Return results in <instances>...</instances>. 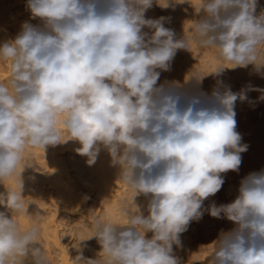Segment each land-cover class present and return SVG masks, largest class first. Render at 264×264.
<instances>
[{
  "label": "clouds",
  "instance_id": "1",
  "mask_svg": "<svg viewBox=\"0 0 264 264\" xmlns=\"http://www.w3.org/2000/svg\"><path fill=\"white\" fill-rule=\"evenodd\" d=\"M154 2L161 8L190 3L200 17L191 35L177 39L164 26L167 18H145ZM27 7L40 24L25 22L0 45V63L10 66L0 82V184L20 178L17 189L0 193L7 210L0 211V264H50L40 222L24 226L17 219L32 216L21 173L30 165L29 149L69 140L79 143L75 151L89 165L107 151L133 201L138 195L147 201L144 211L137 205L129 211L122 201L123 223L93 217L91 238L103 256L74 261L180 264L173 246L207 212L235 224L221 233L210 264H264V169L241 181L233 202L203 207L220 191L222 174L238 172L248 149L234 111L237 99H247L245 90L234 93L217 81L211 96L188 95L174 83L157 85L177 51H191L193 43L215 50L219 63L210 74L225 65L264 68V11L257 14V0H27ZM203 77L192 71L188 79ZM249 90L264 100V89Z\"/></svg>",
  "mask_w": 264,
  "mask_h": 264
},
{
  "label": "rangeland",
  "instance_id": "2",
  "mask_svg": "<svg viewBox=\"0 0 264 264\" xmlns=\"http://www.w3.org/2000/svg\"><path fill=\"white\" fill-rule=\"evenodd\" d=\"M177 5L178 4H175L174 8H161L154 2L152 8L148 9L145 13V18L156 19L165 17L167 19L164 22V26L172 29L174 32L179 25L180 29H178L182 31L181 26H183V31L181 33L178 35L175 33L177 39L182 38L184 35L190 36L191 32L189 30L192 28L195 20L200 17L198 14H194L193 16L190 15L191 17L189 16L188 20L187 17H185V19L181 16L184 13L182 12L180 5ZM23 7L25 8L27 15L32 18V14L27 7V0L23 1ZM179 8L182 14L179 12ZM257 14H259V12H257ZM184 16L188 15L184 14ZM181 19H183V21ZM33 21L35 22L34 26L40 24L38 18L33 19ZM144 31L150 30L145 28ZM0 45L2 44L0 43ZM262 48H264V46H262ZM178 53L179 50L176 54L177 57L175 56L172 61L173 63L171 62V71L167 72L171 74V80L169 81L167 80L168 78H166L165 81L177 84L186 94L211 96L214 87L217 86V81L222 82L221 87L230 88L234 93H239L242 90H245L246 92L247 99L243 101L237 99L234 105V111L236 113V131L241 134V142L247 144L248 149L246 152L241 153L242 162L238 172L228 171L223 173L222 176L225 182L220 191L214 196H210L204 200L203 207L207 208L213 202L217 205L231 203L238 196V189L241 181L250 173L259 172L264 169V100L260 99L262 95L260 91L249 90L253 88L264 89V68L257 69L251 64L247 67H243V69L242 67L225 65L226 67L216 79L214 76L215 74H210L216 70V66L219 63L215 58V50L200 49L193 43L191 45V51L181 50L179 55ZM252 70H258L260 72L257 75L261 74L260 78H263V84L256 83L255 80L251 79L249 74L246 73L251 72ZM192 71L199 72L204 76L199 83L189 81L188 78ZM172 74L177 76L172 77ZM246 75L248 76L246 77ZM239 103L245 105V109L243 108L244 110H241ZM246 123L254 132L251 136V139L254 141L253 143L250 139V141L248 140L247 134H244L245 132L243 131V128L240 127L241 125H247ZM248 125L247 127H249ZM67 138L68 135L66 133L62 134V140ZM66 143L49 146L52 148L54 147L53 151L52 148H49L51 149L49 150V153L54 152L55 149L54 154H56V158L59 161L57 170L61 177L64 178V183L66 184L68 192L73 196H80L81 200L78 210L74 212L66 211V209L62 207V200L57 194L56 188H53L44 178L43 173L49 162L48 157L50 156L45 150L42 148L29 149L27 160L30 165L26 166L22 172L26 181L38 186V189L42 190V193L45 196L43 200V203L46 204L45 207H48L53 213H55V210H58V212L54 214L55 217L53 224L56 228L59 243L62 249L67 253L69 264H87L86 261L76 262L74 260L81 254L84 259H95L97 258V255L99 257L103 256L101 246L95 238H91L94 235L93 230L90 228L92 218H110L106 213L104 203L101 201L99 194H97V189L94 187L95 185L93 182L91 183L92 176H90V167L92 169V165L90 166L87 163L88 158L79 155L71 145L70 141H67ZM46 155H48V157H46ZM122 186L121 198H123L122 201H127L128 210L138 211V206L144 211L147 203L146 198L143 195H138L133 201V192L128 189L124 183H122ZM0 211L7 212L6 208L3 209L1 205ZM145 214H147L146 211ZM31 218L32 217L28 219L29 224L36 222L34 218ZM17 219L20 221L19 217H17ZM123 221H125V218ZM234 227L235 224L227 218L217 219L205 212L198 222H191L188 230L181 234V246H173L174 254L179 259L180 264H210V255L214 251L215 243L221 233L230 232ZM41 233L42 228L40 226L39 239L43 242L44 240H42ZM146 235L148 238H151L152 234L147 233ZM48 250L49 251L44 250L48 259L51 256H57L58 251L53 246H49Z\"/></svg>",
  "mask_w": 264,
  "mask_h": 264
},
{
  "label": "bare ground",
  "instance_id": "3",
  "mask_svg": "<svg viewBox=\"0 0 264 264\" xmlns=\"http://www.w3.org/2000/svg\"><path fill=\"white\" fill-rule=\"evenodd\" d=\"M23 1L24 0H0V43L1 44L9 40L15 39V37L21 32L22 25L25 22L32 24L33 26L35 25V22L33 21V19L29 15H27V13L25 12V8L23 7ZM190 2L192 4H195L197 0H190ZM177 4L180 5L182 12L185 15H188V16H184V14L181 15L182 12L179 8L180 10L179 12L181 13L180 15L183 16L184 18L187 17V20L190 15L193 16L194 14L195 15L197 14L195 12L194 7L190 3L185 2V3H177ZM261 11H264V0H257V12L260 13ZM181 20L183 21V19ZM179 26L178 28L180 29ZM182 27L183 26H181V30L183 31ZM178 28L177 30L175 29V33H177L176 35L182 32ZM180 52L181 50H179V53ZM252 71L246 72V73H248L250 78L254 79L256 83L263 84V81H262L263 78L262 79L260 78L261 74L257 75L260 72L258 70H257L258 72L257 71L252 72ZM167 72L168 71L161 72L160 78L157 82L158 86L161 84H165L166 78H168L167 80L169 81L171 80L170 79L171 74ZM177 75L172 74V77L177 76ZM9 76H10V66L8 64L0 63V82H6ZM214 76L216 79L218 78V75L215 74ZM247 76L248 75H246V77ZM239 106L241 110L245 107L243 103H239ZM247 125H241L240 127L243 128V131L245 132L244 134H247L248 140L250 139L251 142L253 143L254 141L251 139V136L254 134V132L250 128V126L248 125L249 127H247ZM69 141L71 145L74 147V149L80 147L78 142L73 141V140H69ZM49 148H52V147L47 146L45 148V152L48 153V155L50 154V156L48 157V155H46V157L49 158V162L45 167L43 176L53 188H56L57 194L62 200V207H64L66 211L68 212H74L79 209L81 198L80 196L79 197L73 196L71 193L68 192L66 184L64 183L65 180L63 177H61V175L58 173V170H57V165L59 164V161L56 158L57 157L56 154H54L55 149H54V152L50 151L51 153H49V150H51ZM53 148H52V151H53ZM90 170H91L90 176H92L91 183L93 182V184L95 185L94 187H96L95 189H97L96 190L97 194H99L101 201L105 205V210H106L108 217L115 222L123 223L124 217H122L121 211H120L121 202L123 198H121L122 182L118 179L119 168L111 164L110 155L108 154L107 151L102 149L97 157L96 162L92 164V169L90 167ZM21 181L23 184L22 195L24 197L26 205L29 204L27 211L30 215H32L31 217L34 218V220L40 222L39 225L42 228L41 237H42V240H44L42 242L44 250L49 251L48 250L49 246H53L58 251L57 256L49 257L50 264H69L67 253L64 249H62L59 243L56 228L53 224L54 217H55L54 214L57 213L58 210L57 211L55 210V213H53L52 211H50V209H48V207H45L46 204L43 203L45 196L43 195L42 190L38 189V186L31 184L29 181H26L23 172L21 173ZM19 182H20V178L17 176L13 178L12 180L7 181L5 185L0 184V193L6 194L7 193L6 187H10L14 190L17 189ZM2 208L4 209L5 207L2 206ZM29 218L30 216H23V215L19 216V219H20L19 222H21V224L23 223L22 225L25 224L24 226H27L29 224V220H28Z\"/></svg>",
  "mask_w": 264,
  "mask_h": 264
}]
</instances>
